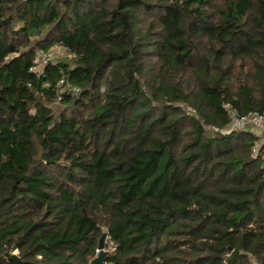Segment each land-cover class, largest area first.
<instances>
[{"label":"trees","instance_id":"16d2710c","mask_svg":"<svg viewBox=\"0 0 264 264\" xmlns=\"http://www.w3.org/2000/svg\"><path fill=\"white\" fill-rule=\"evenodd\" d=\"M223 103L264 112V0H0V264H264Z\"/></svg>","mask_w":264,"mask_h":264},{"label":"built area","instance_id":"2783aa9c","mask_svg":"<svg viewBox=\"0 0 264 264\" xmlns=\"http://www.w3.org/2000/svg\"><path fill=\"white\" fill-rule=\"evenodd\" d=\"M57 55L64 54L62 51L55 47L51 48L47 53L39 52V56L35 60L36 66L33 68V71L36 73H40L46 63L52 60ZM61 85H63V81L60 82L59 86ZM222 109L224 110L229 121L227 133L250 132L254 136L259 135V137H262L264 135V112H250L246 115H241L236 108H234L228 103H223ZM263 144L264 137L263 139L258 138L256 141H254L252 147L250 148V155L252 157H257L259 154L260 147Z\"/></svg>","mask_w":264,"mask_h":264},{"label":"water","instance_id":"95a60500","mask_svg":"<svg viewBox=\"0 0 264 264\" xmlns=\"http://www.w3.org/2000/svg\"><path fill=\"white\" fill-rule=\"evenodd\" d=\"M99 251L97 253V256L90 262V264H105L103 262V258L106 254V252L103 250V238L99 241Z\"/></svg>","mask_w":264,"mask_h":264},{"label":"rangeland","instance_id":"374dc122","mask_svg":"<svg viewBox=\"0 0 264 264\" xmlns=\"http://www.w3.org/2000/svg\"><path fill=\"white\" fill-rule=\"evenodd\" d=\"M257 138L263 139L264 135L262 137H259V135H255Z\"/></svg>","mask_w":264,"mask_h":264}]
</instances>
